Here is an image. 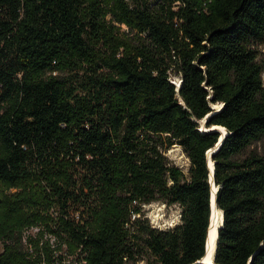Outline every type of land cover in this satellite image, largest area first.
I'll list each match as a JSON object with an SVG mask.
<instances>
[{"label":"trees","instance_id":"16d2710c","mask_svg":"<svg viewBox=\"0 0 264 264\" xmlns=\"http://www.w3.org/2000/svg\"><path fill=\"white\" fill-rule=\"evenodd\" d=\"M261 43L264 0H0V264H129L143 246L197 264L214 125V264H264V154L241 156L264 137ZM157 200L181 223L141 219ZM32 227L50 238L24 249Z\"/></svg>","mask_w":264,"mask_h":264},{"label":"rangeland","instance_id":"374dc122","mask_svg":"<svg viewBox=\"0 0 264 264\" xmlns=\"http://www.w3.org/2000/svg\"><path fill=\"white\" fill-rule=\"evenodd\" d=\"M255 48L260 52V62L264 64V43L255 45ZM175 77L176 75L171 73V78L173 79ZM262 80L264 83V72L262 73ZM213 108L216 109V106L213 105ZM202 125L203 124L201 123V126ZM253 151L264 154V137L252 143L243 151L241 156H245ZM164 154L170 164L177 166L182 169L184 173L188 174L190 161L180 145H172V147L166 150ZM140 218L148 220L152 227L158 229L171 228L181 223V209L177 204L169 205L166 201L157 200L142 206V214L140 215ZM40 229L41 228L39 227H32L22 233V248L28 249L31 240H34L35 242L40 241V243H42L46 238H50L48 237V234L45 233L43 239H41ZM50 240L53 241L52 238ZM138 242L140 245H143V241L139 240ZM3 246L4 243L0 241V252L3 250ZM138 250L139 252L136 255L137 261L129 262V264H149L150 256L144 246L142 249ZM62 253L65 255L63 251Z\"/></svg>","mask_w":264,"mask_h":264},{"label":"water","instance_id":"95a60500","mask_svg":"<svg viewBox=\"0 0 264 264\" xmlns=\"http://www.w3.org/2000/svg\"><path fill=\"white\" fill-rule=\"evenodd\" d=\"M203 126L205 127V123H206V119H204L202 122ZM217 125L211 126L210 130L214 131V132H218L220 133L219 139H218V143L216 144V146L214 147V149H211L207 152V167L209 169V183L211 185V196H210V209L212 210V206H216V191H217V187L215 186L214 183V179H213V175H214V162L211 159V155L214 152V150L216 148H218V146L221 144L223 137L226 135V132H221L220 130L217 129ZM211 163V164H210ZM214 186V187H213ZM222 212V211H221ZM211 224V215H210V223H209V227ZM223 224V212H222V221H221V225ZM221 225L217 228V233H216V240H215V246H214V254H213V259L215 257V249H216V245H217V237H218V229L221 227ZM209 227H208V231H207V237H206V241H205V255L207 253V248H208V237H209ZM204 255V256H205ZM204 256L201 258V260L197 261V264H207L204 261Z\"/></svg>","mask_w":264,"mask_h":264},{"label":"bare ground","instance_id":"6f19581e","mask_svg":"<svg viewBox=\"0 0 264 264\" xmlns=\"http://www.w3.org/2000/svg\"><path fill=\"white\" fill-rule=\"evenodd\" d=\"M214 105L218 109V107L221 104L218 103V104H214ZM202 127H203V130H204L205 128H204L203 125H202ZM217 129L220 130L221 132H226V130L223 127H221V126H218ZM206 130H208V129H206ZM221 221H222V212L217 207V205L216 206L213 205L212 206V210H211V224H210V227H209V237H208V241H207L208 248H207V253H206V255L203 258L205 263H207V264H214L213 254H214L216 233H217V228L221 225Z\"/></svg>","mask_w":264,"mask_h":264},{"label":"built area","instance_id":"2783aa9c","mask_svg":"<svg viewBox=\"0 0 264 264\" xmlns=\"http://www.w3.org/2000/svg\"><path fill=\"white\" fill-rule=\"evenodd\" d=\"M171 82L177 87L179 88L180 86V82H181V79L179 76H176L175 78H171Z\"/></svg>","mask_w":264,"mask_h":264}]
</instances>
